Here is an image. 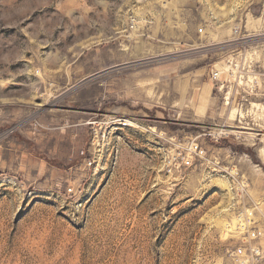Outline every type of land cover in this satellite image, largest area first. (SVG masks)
I'll use <instances>...</instances> for the list:
<instances>
[{"label":"rangeland","instance_id":"1","mask_svg":"<svg viewBox=\"0 0 264 264\" xmlns=\"http://www.w3.org/2000/svg\"><path fill=\"white\" fill-rule=\"evenodd\" d=\"M247 217L264 264V0H0V264H240Z\"/></svg>","mask_w":264,"mask_h":264},{"label":"built area","instance_id":"2","mask_svg":"<svg viewBox=\"0 0 264 264\" xmlns=\"http://www.w3.org/2000/svg\"><path fill=\"white\" fill-rule=\"evenodd\" d=\"M220 79V73H213V80L218 81ZM120 127H127L125 122H119ZM207 158V150L198 142L189 141L175 156L170 164L176 166V170L190 169L197 162L201 163ZM172 170V168H170ZM170 170V171H171ZM70 193H73V189H69ZM248 222L244 224L242 230L245 232L246 239L243 244L236 250V255L242 259L240 264H260L262 257V248L259 245V241L262 239L263 231L261 228L252 226V220L247 217Z\"/></svg>","mask_w":264,"mask_h":264}]
</instances>
